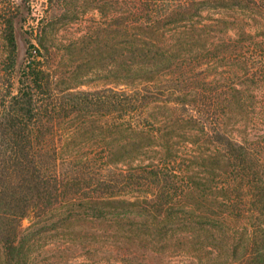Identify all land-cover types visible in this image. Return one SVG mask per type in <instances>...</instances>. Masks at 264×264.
<instances>
[{
    "label": "trees",
    "instance_id": "trees-1",
    "mask_svg": "<svg viewBox=\"0 0 264 264\" xmlns=\"http://www.w3.org/2000/svg\"><path fill=\"white\" fill-rule=\"evenodd\" d=\"M23 12L0 0L2 264H264V0H46L18 66Z\"/></svg>",
    "mask_w": 264,
    "mask_h": 264
},
{
    "label": "rangeland",
    "instance_id": "rangeland-1",
    "mask_svg": "<svg viewBox=\"0 0 264 264\" xmlns=\"http://www.w3.org/2000/svg\"><path fill=\"white\" fill-rule=\"evenodd\" d=\"M18 4H23L24 12L20 18V23L17 25V44H18V66L23 63L26 50L28 48V42L31 39L34 28L36 27V22L42 18L43 10L45 7L46 0H25L26 3H23V0H15ZM80 18L71 26V30L68 31L70 34H59L57 37V44L63 43L67 45L68 41H76L84 32V27L90 24V21L98 22L100 17L96 12H90L82 17L84 22H80ZM82 25V26H81ZM63 35V37H62ZM4 45L3 41L0 38V56L4 55ZM94 54V53H91ZM99 59V57H96ZM83 73V71H82ZM101 87V84L98 82H92L85 87H82L81 90H93ZM30 223L25 222V227H29ZM35 256L37 264H82L87 263L88 258L92 257L94 253H88L85 251H70L67 248L56 246H51L40 250L39 248L35 249ZM91 255V256H90ZM2 254L0 253V264H2ZM167 262H160V264H166ZM168 264V263H167ZM173 264H177V261H174Z\"/></svg>",
    "mask_w": 264,
    "mask_h": 264
}]
</instances>
